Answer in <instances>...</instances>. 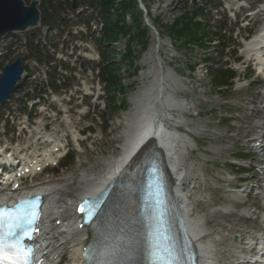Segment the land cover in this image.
Segmentation results:
<instances>
[{
    "label": "rangeland",
    "instance_id": "rangeland-1",
    "mask_svg": "<svg viewBox=\"0 0 264 264\" xmlns=\"http://www.w3.org/2000/svg\"><path fill=\"white\" fill-rule=\"evenodd\" d=\"M221 1L225 2L226 6H230V0H152L150 13L152 17H158L162 25H170V23L179 17L183 11L193 13L196 10H200L201 13L208 19V21H210L207 25L209 31L214 32L215 26L217 25V22L215 21H222L223 18H225L224 12H221ZM242 3L244 2H240V4ZM244 4L246 5L247 3ZM216 5H219L218 9L214 7ZM253 9H256V4L253 6ZM195 20L202 22L201 18L199 17H197ZM234 21L236 20H229L227 26L229 30L234 32V35L231 34V38H227L226 35L220 36L221 40L219 41L220 43H223V45H225L224 43H226V45L227 43H231L233 45L236 43L238 45V42L241 43L242 40L237 38V34H239L241 37L247 36V39L248 36L251 35L258 26L257 23H250V29L242 32V29H235V24L237 23L233 25ZM99 36H101V33L99 35L95 33L93 36L94 40L92 42V46L96 51L98 50L99 43L97 38ZM25 39L26 33H22L17 39L15 38V42L12 45L9 43H0V63H9L16 56H27L29 50L23 46H19V43H24ZM164 42V54L161 52L162 55H160L162 74L165 81L164 83L168 86L182 85L184 86L183 94L185 95V98L191 100L192 102L195 99L200 100V103H198V106H196L199 117H193L189 119L188 122L190 125L192 124L201 128L203 133L198 137V139L195 140L197 148L193 154L190 155L189 160L195 164L199 163L202 172L205 174V183H212L214 186L217 185L219 188L226 189L230 187L234 182L231 180L234 178L237 181L240 178H243V180L248 179L253 173L247 172L246 174H242V170L239 169V166H229V163L233 162L229 155H241L243 152H248V145L244 143V140L250 139L255 133L250 132L249 134L244 135H241L240 133L242 131L248 132L249 130H243V127L249 126L246 124V120L252 115L251 101L254 97V94L260 92L264 93V75L257 76L254 71L250 69V67H247L248 65L246 63H243L245 58L240 53V47H237L239 53L236 56H233V54L230 55V50L225 49L222 53L221 47H217L216 49L214 48L215 50L211 51L212 59L215 61H220L224 64H228L231 68H236V71L234 72L237 75V81L234 80V85L231 88L223 89L218 92L212 85L211 80L206 77V75L204 76L206 72L205 65H202V69H194L197 67V65H199V61L204 56L202 51L195 48L186 49L183 47V49L179 51L170 49L168 50L169 42L165 40ZM119 44H121V41ZM152 45L153 44L151 40V43L148 47L151 54L149 53L150 56L147 61H145V63L143 61V64L140 65V72L143 74V85L146 84V82H151L153 76H155L159 70V65L157 64L156 59L151 52ZM113 50L116 51L115 56H113L114 61H116V64L119 65V56L117 53L121 50L120 45H114ZM208 52L209 50L206 51V53ZM144 55L145 53L142 54V56ZM234 59H237L238 61L240 60V62L243 64L235 65L233 63ZM250 77H252V80H247ZM202 78L203 80L200 82ZM139 80L140 77L137 75L135 77H127L123 83L127 85L131 82H137ZM33 88L34 87L31 86L30 91H32ZM38 88L39 86H35L34 94L38 92ZM20 89L21 88H19V90ZM64 89H67V87L60 89L59 93H62ZM103 93L104 92L102 89L98 91L100 96L97 100V103H92L93 100L91 103H89V101H84L81 105L77 106L76 111H79L80 106L82 105L86 106L87 108L89 107V111L87 109L88 113L83 117L77 112L74 113L73 110L69 111V114L72 115V122H74L73 128L77 130L75 132L79 133V137L77 138H80L83 141H77L75 144L71 137H66L65 144L68 150L66 160H62L57 168L47 169L43 175H38L30 180H25L23 182L24 189H30L36 185H49V183L51 184L53 181L57 180L58 177H63L64 179L62 183L59 184V187L66 189L67 191H71L73 192V195L77 196L82 187L80 184L81 182L79 181L80 173L88 176L103 169L102 164L105 157L112 156L116 147L120 146V128L115 125V120L118 118V116L122 115V113L116 109H106L107 99L110 100L114 98L107 97ZM77 94H79V92H77ZM131 96L132 91L129 90L124 95L115 96L116 101H114V103L118 105L123 98L126 102ZM31 98L32 94L28 99L30 100ZM65 98H67V96H65ZM18 102L21 101L18 99H11L9 104H5L0 108V139L3 140V145H10L12 147L14 145L17 146V144H25L29 147V145L32 143V139L29 138L27 133H23L21 134L22 137H18L16 136L17 131H14V128L11 125H6L4 128V116L7 112L12 110L13 107H17ZM43 103L46 104V101L43 100ZM62 103L68 108L71 104L66 101ZM19 106L21 107L22 105ZM26 111H28L27 107H25L24 112ZM130 112L131 110H129L128 113ZM257 121H259V117L255 118L251 124ZM88 126L93 129L91 134H89L87 131H84ZM54 132V135L59 139H61L64 135H69L68 131ZM77 143L79 144V148L76 147ZM39 147L41 148L43 146L39 145ZM71 157H73V160L69 161ZM237 163L249 168V166L252 165V160L249 159L243 163ZM237 181H235L234 184H237ZM249 184L252 185L251 182H248L244 186H238V188H240V190H244ZM207 187L205 188L200 186L198 190V195L201 194L204 196L208 192L210 194L209 198H205L203 200L204 203H200L201 214L205 217L206 226L208 229L213 231V236L218 242H220L218 249L216 248L218 260L223 264L229 263L231 260L233 261L234 258H231L232 253L230 252L229 246L231 241L228 239V235H241L242 232L239 233L237 232L238 230L233 232L231 231V228L233 226L234 220H236L234 216L241 215L243 210H246V208L237 205L236 209L234 210V216L213 215L211 211L215 210L217 206H222L226 202V194L221 190L218 193L216 192V196H213L210 192V189ZM249 196L252 201L256 199L254 195ZM67 197L72 198V196L70 197V195H66L61 200L67 202V199L69 200ZM195 199L196 198H194V200ZM243 202H246V199L242 201V203ZM247 202L250 203L249 200ZM254 218H256V214ZM249 228L247 230L248 233L253 235L254 230ZM243 229L244 225L239 227V230ZM64 252L65 258L63 257V262L61 264H69L68 257L70 256V253L67 250Z\"/></svg>",
    "mask_w": 264,
    "mask_h": 264
},
{
    "label": "bare ground",
    "instance_id": "bare-ground-1",
    "mask_svg": "<svg viewBox=\"0 0 264 264\" xmlns=\"http://www.w3.org/2000/svg\"><path fill=\"white\" fill-rule=\"evenodd\" d=\"M262 3L263 4L258 8V12L253 15V18H251L250 21L259 23L260 28L263 31L264 0ZM261 30L259 29L256 31L244 44L243 53L246 55V58H250V60L246 61L249 65L252 60L259 64L264 62V54H262L258 48L259 34ZM163 78L164 76L159 67L158 73L153 76L151 83L148 86L139 88L130 97V101L134 104V107L128 118V122L125 126L121 127L120 147L116 148L113 155L106 160L101 171L89 176L79 177L82 187L77 196L82 194L94 195L101 189L105 188L126 165L128 152L133 147V144L138 141L139 138H142V133L144 131H149L152 125L156 123L157 127L154 130L156 141L153 146L151 145V148L156 149L162 154L167 166L171 169L174 175V182H179L178 185H176V183L174 185L177 208L181 213L186 231L196 244L199 264H219L211 254L212 249L217 247L219 243H215V241L208 239L207 236L204 235V217L199 214L194 216L190 214L191 202L183 194V190L188 187L189 180L187 172L182 169L184 158V153H182V151H185L188 148H186V143L184 142V139H182L183 136L173 131V123L179 121V115L174 116L172 114L173 110L168 112V109H165L170 106H175L177 103L172 96H170L171 94L165 87L166 84L164 83L165 81ZM251 104L252 115L246 120V124L249 126L243 127V130H249L248 132L242 131L240 134L244 135L249 134L250 132L258 134L248 139L246 143H250L259 148L260 146H264V123L256 122L251 124V122L256 117L264 119V94H254ZM163 109L165 110L163 111ZM194 131L197 134L201 133V129H194ZM69 133L73 136V131H69ZM29 134L34 140L32 144L33 150H30L29 155L24 154L25 158L24 161L22 159V164L17 162V166L20 165V168L7 176L12 188L9 187L10 189L0 196V201L5 202L16 195V187L21 178L36 176V174L40 173L44 167L54 165L61 155V143L63 141L54 138V131H42V127H37L34 131L29 132ZM186 139L190 141L187 136ZM38 141L41 145H46L47 147L44 146L43 150L37 151L39 149ZM13 151L17 153L15 149H13ZM260 159L264 162V156H260L259 152H255L253 161L257 163ZM257 174L260 175L258 182L263 181L264 169ZM253 179H257L256 176H254ZM60 183L61 182H55L42 190L46 201L44 219L42 222V236H44V240H51V238L53 239L52 232L55 233L60 229H64L66 232L61 234L63 237L62 243H59L57 247L59 250L65 245L68 247L70 253V256L68 257L69 264H81L79 251L85 244L88 234L87 231L81 230L77 226V222L75 221L70 205L68 204L72 198L67 197L69 198V200L67 199V202L61 200L66 195H70V197L72 196L73 198H77V196L73 195V192L59 187ZM257 186L259 190L264 191V187ZM250 188V191L256 189L255 186ZM192 189H194V187H192ZM248 189L249 187H247V190ZM244 192H246V189ZM198 199L201 201L202 197L200 196ZM253 207H257V204L254 203ZM262 212V214L257 216L256 221L252 219L254 213L250 211L247 213L251 214L250 217L246 215L234 216L236 220L233 222L231 231L238 230L237 232H242L247 235V230L250 227L249 225H253V230L255 229L254 231L256 232V235L249 237L239 235L237 243L230 245L232 253L236 255L241 262L247 259L248 251L244 253L247 247H254V249L255 247L259 248L256 252L257 254H252V257L248 258L249 261H247L248 263L246 264H257L258 256H264V207L262 208ZM242 224L244 225V229L239 230V227L243 226ZM56 255H58V251L52 254L53 260L56 259ZM241 262L239 264H241Z\"/></svg>",
    "mask_w": 264,
    "mask_h": 264
},
{
    "label": "snow or ice",
    "instance_id": "snow-or-ice-1",
    "mask_svg": "<svg viewBox=\"0 0 264 264\" xmlns=\"http://www.w3.org/2000/svg\"><path fill=\"white\" fill-rule=\"evenodd\" d=\"M32 204L25 201L17 209L8 211L0 208V264H34L31 259L33 249L24 245L20 236L27 230L30 218L26 213V205ZM84 214L83 209H81ZM36 213L31 214L34 219ZM15 217V221L11 218ZM95 217H93V220ZM92 221L86 220L85 223ZM7 226L8 231L5 232ZM17 237L15 242L9 243L8 237ZM25 239L32 237L25 236ZM87 252V250H86ZM147 264H183V249L176 241L161 228H158L153 236L150 247L147 249Z\"/></svg>",
    "mask_w": 264,
    "mask_h": 264
},
{
    "label": "trees",
    "instance_id": "trees-1",
    "mask_svg": "<svg viewBox=\"0 0 264 264\" xmlns=\"http://www.w3.org/2000/svg\"><path fill=\"white\" fill-rule=\"evenodd\" d=\"M100 1L104 6H108L111 4V0H100ZM149 1L150 0H143V3L147 5ZM119 8L122 12L120 14H116L117 17L116 21L114 23L108 22L106 25V32L108 33V36H113L117 33L129 34L131 32V28L118 24L119 22L122 23L124 14L129 13V11H131L134 13L132 17L137 32L134 33L133 36H131L130 41L140 40L141 42L142 37L146 35V30L141 27L140 20L138 18L139 14H137V10L135 8V0H121V2L119 3ZM42 20L44 22L46 21L45 18H42ZM197 32L201 33L200 37L197 35ZM168 33L176 41L180 39H184V44L197 42L200 40V38L205 37V34L200 28V25L195 23L193 21V17H190L187 14H183L179 19H177L173 23V25L168 29ZM103 73L108 75L107 77H108L109 85L114 87L117 80L112 74V68L105 67ZM228 76H230V74ZM228 76L221 78L218 81V84L219 85L224 84ZM212 77H214V79L218 78L216 74H214Z\"/></svg>",
    "mask_w": 264,
    "mask_h": 264
},
{
    "label": "water",
    "instance_id": "water-1",
    "mask_svg": "<svg viewBox=\"0 0 264 264\" xmlns=\"http://www.w3.org/2000/svg\"><path fill=\"white\" fill-rule=\"evenodd\" d=\"M36 5L37 2L32 1L26 8L21 0H0V35L36 26L39 19ZM75 6L73 3L72 9ZM150 29L155 32L152 27ZM21 72L19 60L4 67L0 78V104L9 98Z\"/></svg>",
    "mask_w": 264,
    "mask_h": 264
}]
</instances>
